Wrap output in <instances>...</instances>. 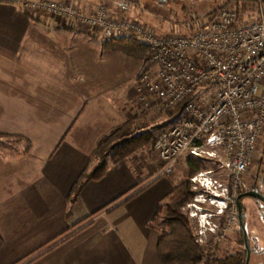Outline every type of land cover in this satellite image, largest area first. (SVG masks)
Returning a JSON list of instances; mask_svg holds the SVG:
<instances>
[{
    "label": "crops",
    "instance_id": "0c3cea01",
    "mask_svg": "<svg viewBox=\"0 0 264 264\" xmlns=\"http://www.w3.org/2000/svg\"><path fill=\"white\" fill-rule=\"evenodd\" d=\"M25 1L0 0V133L19 145L0 146V264H161L148 222L174 183L154 146L109 164L70 204L99 139L143 108L141 63ZM76 1L122 16L114 0ZM157 102L153 114L164 112Z\"/></svg>",
    "mask_w": 264,
    "mask_h": 264
},
{
    "label": "built area",
    "instance_id": "2783aa9c",
    "mask_svg": "<svg viewBox=\"0 0 264 264\" xmlns=\"http://www.w3.org/2000/svg\"><path fill=\"white\" fill-rule=\"evenodd\" d=\"M256 5L258 18L250 23H239L237 7H228L193 35L163 36L104 6L85 11L76 0L24 2L30 13L73 21L105 38L134 34L149 49L153 68L140 75V89L164 108L181 106L154 143L164 174L188 155L217 164L191 178L195 195L185 210L201 236L220 230L212 218L224 216L226 209L236 219L237 197L264 132L263 0Z\"/></svg>",
    "mask_w": 264,
    "mask_h": 264
},
{
    "label": "trees",
    "instance_id": "16d2710c",
    "mask_svg": "<svg viewBox=\"0 0 264 264\" xmlns=\"http://www.w3.org/2000/svg\"><path fill=\"white\" fill-rule=\"evenodd\" d=\"M167 1V0H158ZM239 0H228L224 5L215 8L210 14L192 21L177 22L186 26L190 32H172L163 36L193 35L206 27L209 18L222 8H228L235 3L238 9V22L243 23L242 13L238 7ZM264 2V0H263ZM101 4V3H100ZM255 10L259 9L254 0ZM101 6L107 7L106 4ZM186 9V6H183ZM258 16L255 18L257 19ZM253 19V20H255ZM250 20L246 23H250ZM94 38H98L93 35ZM104 47L122 52L145 61L142 73L152 70L149 49L138 42L134 34L126 33L119 37L101 38ZM157 103H159V100ZM164 108V107H163ZM167 115V121L159 123L161 112L153 114L151 109L142 108L125 121L123 125L113 128L108 134L102 136L91 156L92 167L88 168L74 184L71 190L70 204H75L84 188L91 181L101 180L107 173L110 163L121 162L130 156L139 153L144 148L152 149L159 132L168 127L181 112V106L176 109H163ZM0 136L2 134L0 133ZM94 162H96L94 164ZM94 164V165H93ZM217 167L216 162L188 155L186 165L182 171V177L174 183L171 192L158 204L148 225L159 231L157 252L161 264H245L246 248L240 227L237 236L238 246L235 252L223 257H216L215 253L200 241L197 225H193L191 218L185 210L186 205L194 198L191 178L199 171L209 166ZM172 173L167 176L170 177ZM243 205V204H242ZM68 217L71 213L67 214ZM224 218L221 216L219 221ZM243 221H245L243 219ZM239 223V222H238ZM241 226V225H240ZM3 247V239L0 235V251Z\"/></svg>",
    "mask_w": 264,
    "mask_h": 264
},
{
    "label": "rangeland",
    "instance_id": "374dc122",
    "mask_svg": "<svg viewBox=\"0 0 264 264\" xmlns=\"http://www.w3.org/2000/svg\"><path fill=\"white\" fill-rule=\"evenodd\" d=\"M227 1L228 0H167L166 2H160L158 0H114L120 9L119 14L129 19H136L145 24L149 29L161 35H167L172 32H190L186 26L179 25L177 22L184 23L186 20L192 21V19L205 17L215 8L227 3ZM183 6H186V9H183ZM231 7H237V5L234 3ZM238 7L242 13L243 23L253 20L258 16L255 10L254 0H239ZM38 15L46 16L47 14L38 13ZM76 26L79 29L88 30L90 33L97 34L100 40L101 37H103L101 32L92 30L85 25L77 24ZM135 60L141 63L139 72L135 75L134 79L132 78L136 91L135 98L139 106L149 109L153 104L152 101H155V97L140 89L139 86V77L146 64L145 61L140 58H135ZM130 72H132V70H130ZM166 116L167 115L162 112L158 122L164 123L166 119H168ZM17 142L18 140L13 137L8 138L3 135L0 136V146L7 145L12 148H17L19 147ZM186 157L187 156H184L175 164L173 172L170 175L173 183H176L182 177V171L186 165ZM95 163L96 162H94V164ZM91 167L92 166H90V168ZM208 168H214V166L211 165ZM250 182H255L257 189L262 192V196L264 197V132L258 146L255 161L248 168L241 189H248ZM242 204L244 206L243 217L245 220L246 239L249 242V246L252 247L249 264H264V202L260 203L254 198L247 196L244 197ZM84 209L83 206H79L74 214L75 218L81 216V214L85 212ZM186 212L189 215L188 209ZM223 217L224 218L220 221V217L212 218L214 222L218 221L221 226L220 230L218 229L213 233L207 231L204 235H199V238H202L201 240L209 242L208 244L210 245L208 248L215 253L216 257L232 254L238 246L237 236L240 234V224L237 221V216L236 219H233L232 214L226 209ZM191 221L193 225H197L198 227L195 219H191ZM224 226L228 227L227 230H223ZM150 244L142 249L147 258L150 257V248L152 247ZM129 249L124 250L125 255L129 254Z\"/></svg>",
    "mask_w": 264,
    "mask_h": 264
},
{
    "label": "flooded vegetation",
    "instance_id": "af4514ba",
    "mask_svg": "<svg viewBox=\"0 0 264 264\" xmlns=\"http://www.w3.org/2000/svg\"><path fill=\"white\" fill-rule=\"evenodd\" d=\"M246 192H249V193H251V195H249V197H252V198H254L256 201H258V202H263L262 201V199L260 198V196L259 195H262V192L261 191H259L258 189H257V186L255 185V182H250V184H249V188L248 189H241L240 191H239V194H238V197H239V195H241V194H244V193H246ZM238 197H237V200H238ZM243 199H244V197H242L241 198V205H242V201H243ZM243 210H244V206L242 205V217H243ZM243 219H244V217H243ZM237 221L239 222V224H240V221H239V214H238V206H237ZM241 225V224H240ZM241 227V226H240ZM241 229H242V227H241ZM242 231H243V229H242ZM242 236H243V240H244V243H245V238H244V233L242 232ZM202 242H203V245H205V246H209L210 244H208L209 242L208 241H204V240H201ZM248 241V240H247ZM249 243V242H248ZM245 247V244H244V246L242 247V248H244ZM250 247V246H249ZM246 248V247H245ZM250 249H251V254H252V247H250ZM250 258H251V256H250ZM245 259H247V249H246V258Z\"/></svg>",
    "mask_w": 264,
    "mask_h": 264
},
{
    "label": "water",
    "instance_id": "95a60500",
    "mask_svg": "<svg viewBox=\"0 0 264 264\" xmlns=\"http://www.w3.org/2000/svg\"><path fill=\"white\" fill-rule=\"evenodd\" d=\"M251 195V193L249 192H246L244 194H241L239 195L238 197V200H237V206H238V214H239V221H240V224H241V227L243 229V233H244V238H245V247L247 249V259H246V262L245 264H249V261H250V256H251V249L249 247V243L246 239V229H245V226H244V221H243V217H242V205H241V198L242 197H247ZM260 198L262 199V201L264 202V197L262 195H259Z\"/></svg>",
    "mask_w": 264,
    "mask_h": 264
},
{
    "label": "clouds",
    "instance_id": "9594fccd",
    "mask_svg": "<svg viewBox=\"0 0 264 264\" xmlns=\"http://www.w3.org/2000/svg\"><path fill=\"white\" fill-rule=\"evenodd\" d=\"M217 207V206H216Z\"/></svg>",
    "mask_w": 264,
    "mask_h": 264
}]
</instances>
